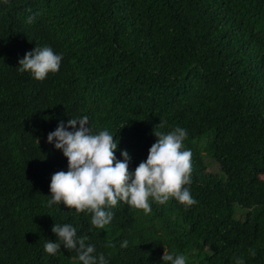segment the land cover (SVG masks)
Returning a JSON list of instances; mask_svg holds the SVG:
<instances>
[{
    "label": "trees",
    "instance_id": "1",
    "mask_svg": "<svg viewBox=\"0 0 264 264\" xmlns=\"http://www.w3.org/2000/svg\"><path fill=\"white\" fill-rule=\"evenodd\" d=\"M36 46L63 55L42 81L18 71ZM85 115L94 134H114L130 171L155 132L186 129L198 203L150 198L145 214L119 201L103 229L87 211L49 207L67 158L47 135ZM206 135L200 153L193 141ZM54 223L108 264H164V251L186 264H264V0H0V264H82L62 244L44 251Z\"/></svg>",
    "mask_w": 264,
    "mask_h": 264
},
{
    "label": "clouds",
    "instance_id": "2",
    "mask_svg": "<svg viewBox=\"0 0 264 264\" xmlns=\"http://www.w3.org/2000/svg\"><path fill=\"white\" fill-rule=\"evenodd\" d=\"M31 21L29 17L28 22ZM62 59L63 55L54 53L51 47L36 46L18 61V71L30 72L34 79L42 81L49 73L59 71ZM164 123L160 122V126L163 127ZM154 135L157 139L149 148L147 159L130 171L129 153L121 150L122 159H116L117 141L107 129L94 134L87 115L70 118L67 125L60 122L47 135V142L54 143V147L67 158V171H58L51 176L48 206L63 203L77 213L87 211L92 214L91 225L103 229L113 219L111 209L119 201L143 210L145 214L152 211L150 198L161 205L170 198L186 207L198 203L190 188L186 187L192 183L193 170L192 152L184 148L183 143L187 130L176 127L166 134L155 132ZM51 231L57 240L45 242L46 253L57 254L62 244L64 248L75 251L82 264H108L102 253L93 255L94 246L86 244L88 237L78 236L73 225L54 223ZM105 246L115 247L111 242ZM120 247L127 248L128 241H122ZM249 254L255 257L256 252L250 248ZM161 259L164 264H186L187 258L183 254L164 251ZM235 264L245 262L238 257Z\"/></svg>",
    "mask_w": 264,
    "mask_h": 264
},
{
    "label": "rangeland",
    "instance_id": "3",
    "mask_svg": "<svg viewBox=\"0 0 264 264\" xmlns=\"http://www.w3.org/2000/svg\"><path fill=\"white\" fill-rule=\"evenodd\" d=\"M209 141H210V137L208 135H206V136H204V137H202L200 139H197V140L193 141V147L196 146L197 149L200 147L199 150H200V153H201V151H203L205 145ZM204 162H205V164L207 166V171L208 172H212V173L219 172L218 165L215 162H213L210 158H205Z\"/></svg>",
    "mask_w": 264,
    "mask_h": 264
}]
</instances>
